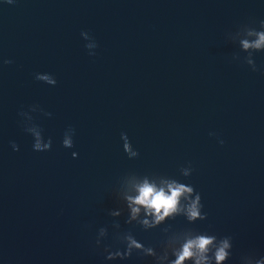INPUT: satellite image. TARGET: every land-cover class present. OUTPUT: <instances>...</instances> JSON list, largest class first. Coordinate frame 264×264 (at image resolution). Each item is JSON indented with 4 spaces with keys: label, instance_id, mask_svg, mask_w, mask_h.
Masks as SVG:
<instances>
[{
    "label": "water",
    "instance_id": "water-1",
    "mask_svg": "<svg viewBox=\"0 0 264 264\" xmlns=\"http://www.w3.org/2000/svg\"><path fill=\"white\" fill-rule=\"evenodd\" d=\"M260 21L264 0H0V264H172L199 236L203 264L224 239L219 264H264V52L253 72L238 30ZM145 182L192 192L132 219Z\"/></svg>",
    "mask_w": 264,
    "mask_h": 264
},
{
    "label": "clouds",
    "instance_id": "clouds-1",
    "mask_svg": "<svg viewBox=\"0 0 264 264\" xmlns=\"http://www.w3.org/2000/svg\"><path fill=\"white\" fill-rule=\"evenodd\" d=\"M238 30H241L245 36L255 37V39L251 41L246 38L241 39L239 41V44L241 46V52L247 54L242 58V63L246 64L253 72L258 71L255 61L253 59V54L264 52V21H260L259 30L251 25H242ZM81 35L89 36V34L86 32H82ZM85 47L89 50V55H95V52L91 49H95L96 47H98V45L94 41L93 44H86ZM232 59L234 61H241V56L240 54H234ZM3 63L10 64L12 62L10 60H4ZM36 79L51 86H55L57 83L55 78L50 74H37ZM35 108V106L32 107L31 111L34 112ZM20 115L25 117L24 130L27 133L30 134V129H40V133H37L35 136L30 134L34 139V143L32 146L33 150L36 152L50 151L52 147L51 138H49L47 141L44 140L43 135H41L42 129L32 122V116L28 115L25 112H21ZM46 115H50V113ZM69 134L71 138H69ZM74 135L75 130L73 128L69 127L68 129H66L62 141V146L64 148H72L74 146ZM122 135L126 136V134L123 133ZM220 143L223 144V141L221 140ZM125 147H127V145ZM12 148L14 151H19V147L15 143L12 144ZM72 155L73 158H76L77 153L73 152ZM138 192L139 195L136 196L134 199L129 198V206L131 207L132 211V219L136 218V215L140 211V207H143L146 210V214L154 216L155 224H158L165 217L169 216L171 213L176 212L179 198L182 195L191 193L192 188L185 187L183 184L169 183L167 192H165L163 188L157 190L154 185L145 182L142 186L138 188ZM198 202L199 196L197 197V200L193 202L191 208L189 209L188 215L190 219H195L197 216H199V211L197 209ZM143 223L145 224V226H155V224L149 225L147 220H145ZM214 239L215 237L199 236L195 240L187 241L181 251L176 254L177 258L175 261L172 262V264H183L186 259L192 258L193 256L197 257L196 264H203L206 259L204 253H206L209 247L213 245ZM128 240L130 248L141 247V245L137 244V242L131 237H128ZM228 247V240H222L221 246L217 248L215 252L217 264H219L220 261H223L225 259L227 255L225 249H227Z\"/></svg>",
    "mask_w": 264,
    "mask_h": 264
}]
</instances>
